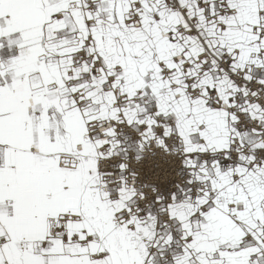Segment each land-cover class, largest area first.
Wrapping results in <instances>:
<instances>
[{"label":"snow or ice","instance_id":"snow-or-ice-1","mask_svg":"<svg viewBox=\"0 0 264 264\" xmlns=\"http://www.w3.org/2000/svg\"><path fill=\"white\" fill-rule=\"evenodd\" d=\"M0 264H264V0H0Z\"/></svg>","mask_w":264,"mask_h":264}]
</instances>
